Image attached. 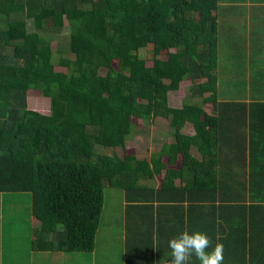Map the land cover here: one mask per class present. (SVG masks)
I'll use <instances>...</instances> for the list:
<instances>
[{"label": "trees", "instance_id": "16d2710c", "mask_svg": "<svg viewBox=\"0 0 264 264\" xmlns=\"http://www.w3.org/2000/svg\"><path fill=\"white\" fill-rule=\"evenodd\" d=\"M217 1L0 0V193L29 194L32 249L91 251L104 186L140 208L146 198L187 208L193 189L206 187L183 175L209 171L202 166L216 120L203 105L215 100ZM65 27L70 57H57L61 72L51 40ZM186 80L198 100L169 106L167 93ZM29 90L48 99L47 113L27 108ZM156 117L172 141L146 158L125 149L133 120ZM186 123L193 134L181 132Z\"/></svg>", "mask_w": 264, "mask_h": 264}, {"label": "crops", "instance_id": "0c3cea01", "mask_svg": "<svg viewBox=\"0 0 264 264\" xmlns=\"http://www.w3.org/2000/svg\"><path fill=\"white\" fill-rule=\"evenodd\" d=\"M214 16L215 100L203 110L216 120L215 138L203 159L209 171L183 175L206 184L190 193L195 198L190 206L146 198L140 208L124 200L116 213L120 220L104 222L101 230L98 223L89 252L32 249L38 220L30 213L23 239L14 227L5 232L1 221L0 264H156L169 255V239L185 228L205 232L213 244L221 242L223 264H264V0H218ZM166 127L157 132L160 142L146 157L172 141ZM181 132L193 134L188 123ZM189 152L200 159L195 147ZM149 185L157 187L158 181ZM190 264L199 261L193 256Z\"/></svg>", "mask_w": 264, "mask_h": 264}, {"label": "rangeland", "instance_id": "374dc122", "mask_svg": "<svg viewBox=\"0 0 264 264\" xmlns=\"http://www.w3.org/2000/svg\"><path fill=\"white\" fill-rule=\"evenodd\" d=\"M52 48V60L54 62V68L56 71L64 72L62 67H59L56 63L58 56L70 57L67 50V28H63L59 35H53L51 40ZM139 57L145 60V64L149 66L151 64V57L149 50L142 49L138 52ZM99 74H105V70L100 69ZM190 82H180L178 89L173 92L167 93V101L169 106H178L183 101L190 102L192 99L188 97V87ZM26 106L37 110L41 113L48 112V99L40 96L39 93L29 90L26 94ZM135 124L131 134L125 139V149L134 151L137 157L146 158L147 151L149 152L150 146L156 148L159 144V137L165 130L167 120L164 118L156 117L148 123L141 120H133ZM151 148V147H150ZM152 148V149H153ZM106 147L95 146L96 152H107L110 150ZM151 149V150H152ZM117 154L123 153L121 148L115 149ZM29 194L22 193H0V222H4V231H11L10 227L15 228V235H20L19 239H23L22 235L25 229L26 216L29 215ZM124 195L120 188L104 186L103 188V203L101 208L102 215L99 217V224L101 230L104 222L106 221H118L121 218L116 215L123 209ZM125 204V201H124ZM113 214V215H112ZM112 215V216H111ZM3 216V217H2ZM114 231H118L116 224L112 226ZM18 239V238H16ZM24 240H22L23 242Z\"/></svg>", "mask_w": 264, "mask_h": 264}, {"label": "clouds", "instance_id": "9594fccd", "mask_svg": "<svg viewBox=\"0 0 264 264\" xmlns=\"http://www.w3.org/2000/svg\"><path fill=\"white\" fill-rule=\"evenodd\" d=\"M170 253L156 264H190L193 256L199 264H223V244H213L211 238L203 231H189L187 228L168 241Z\"/></svg>", "mask_w": 264, "mask_h": 264}]
</instances>
